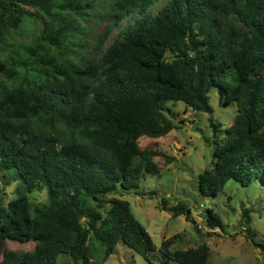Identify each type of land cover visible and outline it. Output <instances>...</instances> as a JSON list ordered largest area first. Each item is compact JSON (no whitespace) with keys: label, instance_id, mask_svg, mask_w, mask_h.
<instances>
[{"label":"trees","instance_id":"trees-1","mask_svg":"<svg viewBox=\"0 0 264 264\" xmlns=\"http://www.w3.org/2000/svg\"><path fill=\"white\" fill-rule=\"evenodd\" d=\"M156 1L107 0L100 10L102 0H0V173L17 181L13 199L0 196V255L6 240L33 241L16 264H59L61 254L103 264L121 241L151 263L150 234L127 200L107 194L136 189L157 170L153 156L169 159L138 145L175 127L166 102L212 113V87L237 113L220 141L211 122L212 165L197 176L199 194L215 196L230 179L264 184V0H168L152 14ZM130 14L98 58L84 57L85 20H111L101 47ZM39 188L47 199L34 205ZM162 210L197 228L184 203L163 199ZM205 223L223 229L211 209ZM176 238L161 241L162 263L207 262L206 244L171 250Z\"/></svg>","mask_w":264,"mask_h":264},{"label":"rangeland","instance_id":"rangeland-1","mask_svg":"<svg viewBox=\"0 0 264 264\" xmlns=\"http://www.w3.org/2000/svg\"><path fill=\"white\" fill-rule=\"evenodd\" d=\"M168 0H157L149 11L156 13ZM107 0L100 2L98 9L104 10ZM133 14L126 16L118 24L112 25L109 35L102 46H99L100 36L111 24L110 19L99 23L85 20L82 54L86 58H98L113 37L133 21ZM27 26L33 24L26 21ZM28 34L30 29L27 30ZM19 40L25 38L24 33L18 34ZM209 103L212 113L193 111L186 108L182 101L168 100L164 112L173 121L174 128L166 135L158 138L142 136L138 139L141 149H155L165 154L153 156L151 160L157 170L144 173L138 179V187L129 190L118 188L107 196L125 199L129 202L134 217L146 228L155 245L151 254V263L141 255L129 249L123 242H118L115 251L103 264H177L174 261L161 262L158 248L161 241L173 234L177 238L171 243L170 249H186L206 244L209 255L205 264H264V184L252 181L248 185L230 179L215 196L204 197L199 194L197 176L212 165L213 129L211 122L218 125L217 137L223 136V129L229 126L237 113L235 101L227 105L219 103L216 87L209 92ZM138 158L132 159V165ZM17 181L5 183L0 173V196L3 204L16 196ZM34 205L46 202L45 188H39L29 194ZM168 205L177 202L184 203L191 211L197 228L183 215L172 216L167 210H162V200ZM213 210L221 219L223 229H210L205 223L206 210ZM249 214L247 223L243 222V211ZM250 228L255 233L254 241L246 237L245 229ZM213 232V233H211ZM33 241L20 242L6 240L5 248L0 255V264H16L17 256L30 251ZM59 264H81L70 256L61 254Z\"/></svg>","mask_w":264,"mask_h":264},{"label":"water","instance_id":"water-1","mask_svg":"<svg viewBox=\"0 0 264 264\" xmlns=\"http://www.w3.org/2000/svg\"><path fill=\"white\" fill-rule=\"evenodd\" d=\"M2 71V68L0 67V72Z\"/></svg>","mask_w":264,"mask_h":264}]
</instances>
